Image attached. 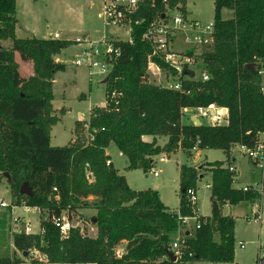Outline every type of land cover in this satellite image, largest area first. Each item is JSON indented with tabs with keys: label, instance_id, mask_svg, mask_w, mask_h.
<instances>
[{
	"label": "trees",
	"instance_id": "obj_1",
	"mask_svg": "<svg viewBox=\"0 0 264 264\" xmlns=\"http://www.w3.org/2000/svg\"><path fill=\"white\" fill-rule=\"evenodd\" d=\"M178 2L185 15V0H176L171 6ZM213 7V41L200 55L201 72L208 76L207 81L185 67L180 78L183 93L149 82L148 57L166 77H175L176 73L153 56L144 40L148 24L164 12L158 1L154 9L146 4L139 14L145 22L132 27L131 42H113L118 55L113 58L104 83L105 107L91 109L86 125L93 139L85 145L57 148L51 147L49 141L51 128L59 122L52 115V82L64 66L53 58L74 42L17 39L16 0H0V44H11L10 49L0 47V173L9 177L6 181L13 206L24 204L40 211L43 231L41 235H13V253L1 256L0 264H21L17 254L32 251L46 259L45 263L32 261L34 264L234 262L235 220L223 216L222 210L260 197L252 187L246 192L234 189L227 167L232 165V147L253 146L256 134L264 128L262 80L249 67L255 59L264 58V0H214ZM223 11L231 12L232 17L224 20ZM15 54L32 64L33 76L27 80L20 78ZM186 55L191 57L193 52ZM210 105L228 111L225 125L182 124L183 109ZM161 139H166L163 146L158 143ZM110 145L127 160L128 171L144 174L154 168L155 159L163 154L223 152L227 165L218 161L208 166L211 215L199 217V229L185 239L182 262H171L167 253L178 218L193 215L187 191L196 192L200 172L193 167H180L178 210L169 211L156 191H132L112 164L106 165L110 159L105 150ZM86 164L94 178L90 185L85 179ZM24 184L30 195L20 193ZM261 192L264 196V180ZM88 197L95 201L81 202ZM90 206L96 211L90 219L95 237L76 228L67 238H61L50 223L54 216H78L79 210ZM123 245V253L117 257L116 252Z\"/></svg>",
	"mask_w": 264,
	"mask_h": 264
},
{
	"label": "rangeland",
	"instance_id": "obj_2",
	"mask_svg": "<svg viewBox=\"0 0 264 264\" xmlns=\"http://www.w3.org/2000/svg\"><path fill=\"white\" fill-rule=\"evenodd\" d=\"M19 24L17 26V39H24L28 36L22 29V24L26 26L28 22L31 29L37 33L36 36L47 38L49 35L58 33L61 41H74L76 38L86 37L93 42H97L103 36L107 38L114 35L119 40L128 39V30L113 26H106L103 18L100 16L101 3L99 0H17ZM90 5H87L86 2ZM214 0H185V16L189 20L198 21L201 24H210L213 22ZM23 14V15H22ZM22 16V18H21ZM224 20L232 17V13L224 11L222 13ZM185 35L179 33L173 45L175 53H188V45L184 44ZM1 48L10 49V43H1ZM79 46L73 44L68 51H65V69L55 76L53 85L52 115L60 120L50 131L51 147H66L83 144L87 140L85 127L89 121V113L93 108H99L105 104V88L103 81L106 79L97 73H91L85 68H75L72 65L73 56L79 51ZM187 50V51H186ZM205 49H196L193 56L196 58L191 70L199 78L202 65L200 55ZM15 61L18 64V73L20 78L27 80L33 74L32 65L29 62H23L19 54H15ZM54 60V58H53ZM91 74H89V73ZM151 76V77H150ZM165 75L160 73L153 74L150 72L149 82L155 86H163ZM63 108L57 111L56 108ZM104 108V107H103ZM79 123V124H78ZM77 124V125H76ZM210 125V122L205 123ZM85 126V127H84ZM71 141V142H70ZM162 142V143H161ZM163 145L164 141H160ZM109 154L112 156L114 166L121 174L125 176L128 186L132 191L154 190L158 192L164 205L170 210H176L179 204V167L185 165L195 168L203 177L196 184L197 212L198 215H210V190L207 187L210 181V175L207 174L209 164L213 162L225 161V156L220 150L192 151L191 156L182 155L177 151L170 156L163 154L168 162L161 163L158 159L154 161L152 171H158V177L152 173L144 174L142 171H128L127 160L120 157L119 152L111 145ZM198 152V153H197ZM236 158V169L239 171L242 185H250L254 190L260 189V174L258 169L254 168L250 162L237 153L235 150L232 154ZM198 156V158L196 157ZM205 162L207 164H205ZM181 165V166H180ZM227 165V164H225ZM116 170V171H117ZM86 179V178H85ZM88 183L87 184H93ZM251 188V187H250ZM0 201L12 204L13 198L9 185L4 178H0ZM95 198L88 197L81 202L92 204ZM255 206L260 211V221H253L252 211ZM235 220L234 227V263L236 264H256L264 259V250H259V246L264 243V198L259 197L252 203L240 204L232 211ZM23 213L17 209L14 215ZM24 214V213H23ZM96 215L93 207L79 210L78 216H73L72 223L78 227L81 232L84 230L89 237L95 236V227L91 224L90 219ZM31 220L33 230L37 231V215L26 214ZM11 215L9 210L0 209V257L10 256L13 253L11 240ZM176 236H173V240ZM243 243L241 249L238 244ZM124 246V245H123ZM119 249H123L122 246ZM259 250V251H258ZM22 259L21 254L18 255ZM259 256V258H258ZM41 255L35 252V255L29 254L24 264H34L32 261H40ZM259 260V261H258ZM22 264V263H21ZM184 264H211L206 262H190ZM222 264V263H218Z\"/></svg>",
	"mask_w": 264,
	"mask_h": 264
},
{
	"label": "built area",
	"instance_id": "obj_3",
	"mask_svg": "<svg viewBox=\"0 0 264 264\" xmlns=\"http://www.w3.org/2000/svg\"><path fill=\"white\" fill-rule=\"evenodd\" d=\"M101 3L100 16L103 18L104 24L106 26H113L122 29H127L129 34L133 26H139L145 22L144 17H140L139 14L141 9L149 4L151 9L155 8V3L158 1L162 6L164 12L156 15L152 21L148 24L146 33L144 35V40L149 44L153 50V56H158L171 70L176 73L175 77L168 78L165 76L164 85L162 87L169 90L177 91L183 93L181 85V76L183 74L184 68L187 67L191 70L195 63L194 56H187L186 53H175L173 51L174 40L179 33L185 35L184 44L188 45V51H195L196 49L208 48L213 41V22L210 24H201L198 21H192L187 19V17L182 13V5L178 2L174 6L171 3L176 0H99ZM90 5V3H88ZM54 40H58V34H54ZM74 44L79 46L78 53L74 56L72 65L75 68H85L91 73H97L100 76L107 77L111 62L115 56L118 55V49L114 48L113 42H93L86 37L76 38ZM187 51V50H186ZM264 51V43H263ZM152 67L157 69V73L161 72L159 69L151 62L150 57L147 58V74L149 76ZM253 68L256 70L257 75L261 78L262 84L260 87V93L264 94V58H257L254 61ZM201 80L207 81L208 76L201 72ZM191 111V116L189 121L196 119L204 125L210 122V126H221L225 125L228 121V111L226 109L217 108L214 105H210L206 108H195V109H183L182 118ZM190 124L192 122L190 121ZM85 132L87 133V140L93 139L91 133H88V127H85ZM237 150V153L244 157L250 164L258 169L260 174V189L257 191L261 197L262 195V182L264 180V128L256 134L255 143L253 146L249 147L246 145H235L232 147L231 152L233 153ZM159 161L164 163L167 162L166 158L160 157ZM111 164L109 161L106 165ZM85 178L88 183L94 181L93 174L89 171V166L86 164L85 167ZM228 172L232 175L234 183L236 182L239 172L233 166L227 167ZM154 177H157V172L150 171ZM0 178H4L0 173ZM233 183V184H234ZM246 192L250 190V187H244L241 189ZM55 191V190H54ZM187 196L192 206V217H179L178 218V228L175 232V239L172 240L170 244L169 251L175 257V262H182L183 260V250L185 239L190 237L193 232H195L200 227V222L198 221L199 215L197 213V196L194 190L187 191ZM16 208H22L25 211L31 210L35 214L40 215V211L37 208H28L21 204L19 207H15L12 204H7L6 202L0 201L1 210L13 211ZM253 221L258 223L260 221V211L255 206L252 211ZM73 216H67V214L62 213L60 216H54L51 218L50 223L58 230L61 238H67L71 230L78 228L75 226L73 221ZM46 220V216L43 218ZM11 230L12 235L26 234L32 235L30 228L28 226H22L19 218H11ZM83 230L81 231V233ZM43 234L40 229L39 235ZM243 248L242 244H240ZM260 249L264 250V243L260 246ZM36 251H32L29 254L35 255ZM121 250H117V257L122 255ZM191 256V255H189Z\"/></svg>",
	"mask_w": 264,
	"mask_h": 264
},
{
	"label": "crops",
	"instance_id": "obj_4",
	"mask_svg": "<svg viewBox=\"0 0 264 264\" xmlns=\"http://www.w3.org/2000/svg\"><path fill=\"white\" fill-rule=\"evenodd\" d=\"M89 3L91 4V1H89ZM86 4L88 5V2H86ZM16 9H17V14H18V12H21L22 13V9H21V11L19 10V6H18V1L16 0ZM224 12V11H223ZM222 12V13H223ZM23 15V14H22ZM21 18H22V16H21ZM223 18V17H222ZM18 19H19V17H18ZM193 21V20H192ZM19 22H20V20H19ZM26 26H24L23 24H22V29H23V31H25L24 33H27L28 34V36H31V37H34V38H36V39H39V40H48V39H52L53 38V35L54 34H58V33H54V34H52V35H49L47 38H44V37H38V36H36V34L37 33H35L32 29H31V25L28 23V22H26ZM15 33H17V28H16V31H15ZM17 35V34H16ZM58 36H59V39L58 40H61V38H60V35L58 34ZM31 37H27V38H24V39H29V38H31ZM24 39H22V40H24ZM19 40H21V39H19ZM68 41V40H67ZM100 41H106V42H117V41H119V42H129V34H128V39L127 40H119V39H117V37L116 36H114V35H110V37L109 38H107L106 36H103L101 39H99L97 42H100ZM65 51H68L67 49L66 50H64V51H62L58 56H56V57H54V62L56 63V64H61V65H63L64 66V69H65V64H64V59H65ZM75 56V55H74ZM74 56H73V58H74ZM16 57V56H15ZM16 62V61H15ZM32 65V64H31ZM150 72L151 73H153V74H156V72H158L157 71V69L155 68V67H152L151 68V70H150ZM89 73V72H88ZM90 74V73H89ZM91 75V74H90ZM149 75H150V73H149ZM32 76H33V74H32ZM31 76V77H32ZM56 76V75H55ZM151 77V76H150ZM30 78V77H29ZM25 80V79H24ZM54 82H55V77H54V80H53V82H52V84L54 85ZM263 82H264V80H263ZM103 107H105V104H103V106L101 107V108H103ZM57 109V111H59V112H61L60 110H62L63 108H60V107H58V108H56ZM192 114H191V111H189L188 110V113L182 118V124H184V125H190V121L192 122V118H191V120L189 121V118H190V116H191ZM58 118V117H57ZM60 120V119H59ZM199 122V121H198ZM202 123L201 122H199V125H201ZM85 127V126H84ZM144 141H147V142H150L151 141V139L150 138H144ZM160 141H164V144L166 143V139H161V140H158V143H159V145L160 146H163V145H161L160 144ZM71 142V141H70ZM162 143V142H161ZM111 146V145H110ZM110 146L105 150V154H106V156H108L109 157V162L112 164V166L114 167V169L115 170H117L116 168H115V166H114V161H113V159H112V156L109 154V148H110ZM194 151H196V150H194ZM198 152H200V151H198ZM197 152V153H198ZM233 154V153H232ZM119 155H120V157H123L120 153H119ZM183 155V154H182ZM160 157H163V158H166L164 155H161V156H159V157H157L156 159H158L159 160V158ZM197 158H198V156H196ZM232 165L233 166H236V158H235V156H233L232 155ZM168 158V157H167ZM167 158H166V160H167ZM169 160H167V162H168ZM224 164H226V159H225V161H222ZM162 163V162H161ZM165 163V162H164ZM175 163H176V166L178 167V170L180 169V167H179V165H178V163L175 161ZM205 164H207L206 162H205ZM181 166V165H180ZM236 168V167H235ZM208 171H207V174H209L210 176H211V174H210V172H209V169H207ZM117 172H118V170H117ZM154 172H157V177H158V171H154ZM239 172V171H238ZM118 174L119 175H121L119 172H118ZM122 177H124V179H125V181H126V183H127V180H126V178H125V176H123L122 175ZM203 177V175L201 174V176H200V179ZM210 183H209V185L207 186L208 188H209V190H210V185H211V177H210V181H209ZM178 183H179V175H178ZM260 183V182H259ZM128 185V184H127ZM129 187V186H128ZM244 187H252V186H250V185H242V183H241V180H240V178L239 179H237L236 180V182L233 184V188L234 189H237V190H241L242 188H244ZM130 188V187H129ZM253 188V187H252ZM131 189V188H130ZM154 191V190H153ZM258 191V190H257ZM140 192V191H139ZM157 192V191H156ZM158 193V192H157ZM211 194V193H210ZM159 198H160V195H159ZM160 200H161V198H160ZM258 200V199H257ZM256 201V200H255ZM161 202H162V204L164 205V203H163V201L161 200ZM165 206V205H164ZM239 206V205H238ZM238 206H236V207H229V206H225L224 208H223V210H222V214H223V216H230V217H232L233 219H234V217H233V215H232V211L235 209V208H237ZM166 207V206H165ZM167 208V207H166ZM17 209H21L22 210V212L24 213H20L19 215H14L15 214V211L17 210ZM169 211H177L178 210V208L176 209V210H170V209H168ZM198 211V210H197ZM29 212H31V214H35L33 211H31V210H24V209H22V208H16V209H14L13 211H10V215H11V218L12 217H17V218H19V220H20V222H21V225L24 227V226H28L29 228H30V230H31V232L33 233V234H39V232H40V219H41V217H40V215H37V214H35V215H37L38 217H37V231H34L33 230V225L31 224V220L28 218V217H25L26 216V214H29ZM198 213V212H197ZM252 213V212H251ZM210 215H211V203H210ZM210 215L208 216V217H210ZM199 217H202V215H199ZM204 218H208L207 216H203ZM96 234V233H95ZM12 237H13V235H12V233H11V240H12ZM95 237V236H94ZM11 244H12V242H11ZM240 244H242V246H243V248H244V245H243V243H239L238 244V246L241 248V246H240ZM261 246V245H260ZM260 246H259V250H262V249H260ZM13 247V246H12ZM123 247V249H124V246H122ZM243 248H241V249H243ZM123 249H119V250H121L122 252H123ZM258 250V251H259ZM17 255H19V254H17ZM19 257V256H18ZM21 257H22V255H21ZM258 258H259V256H258ZM40 261L39 262H42V263H45L46 262V259H45V257H43V256H41V259H39ZM21 261H22V264H24L26 261H29V260H27V258H23L22 257V259H21ZM259 261V260H258ZM262 261V260H261ZM261 261L260 262H257L256 264H260L261 263ZM232 264H236V263H232Z\"/></svg>",
	"mask_w": 264,
	"mask_h": 264
},
{
	"label": "water",
	"instance_id": "obj_5",
	"mask_svg": "<svg viewBox=\"0 0 264 264\" xmlns=\"http://www.w3.org/2000/svg\"><path fill=\"white\" fill-rule=\"evenodd\" d=\"M250 68H252L253 66H249ZM107 82V79H105L104 81H103V83H106ZM192 125L193 126H199V122L196 120V119H193L192 120ZM6 180H9V177H8V175L7 174H4V176H3ZM20 193L22 194V195H30L31 193H30V190L27 188V185L26 184H24L23 186H22V188H21V190H20ZM93 222H94V220H93ZM29 256V253H27V252H25V253H23L22 254V257L23 258H27ZM167 256H168V259H170V261L171 262H175V257L172 255V253L169 251L168 253H167ZM260 264H264V259L261 261V263Z\"/></svg>",
	"mask_w": 264,
	"mask_h": 264
}]
</instances>
